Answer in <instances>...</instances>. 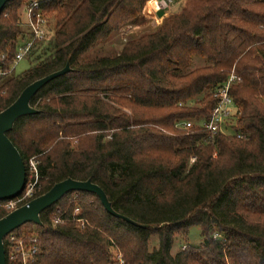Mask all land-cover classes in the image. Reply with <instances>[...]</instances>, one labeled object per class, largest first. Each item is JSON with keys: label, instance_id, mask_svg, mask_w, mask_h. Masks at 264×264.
Segmentation results:
<instances>
[{"label": "trees", "instance_id": "trees-1", "mask_svg": "<svg viewBox=\"0 0 264 264\" xmlns=\"http://www.w3.org/2000/svg\"><path fill=\"white\" fill-rule=\"evenodd\" d=\"M40 2L54 33L26 72L0 82V113L32 83L67 64L70 72L38 92L31 107L39 113L7 134L26 181L32 159L34 199L65 180H90L138 226L108 214L94 194L69 193L41 214L42 226L13 232L37 239L29 264H120L117 255L123 264H264V0H187L121 52L96 58L88 54L114 33L149 20L148 0ZM24 9L13 0L0 16L4 70L25 35ZM195 59L203 65L193 68ZM231 72L240 78L230 91L233 130L244 138L211 139L202 124ZM181 121L195 124L182 131ZM5 204L0 220L10 214ZM193 228L202 244L173 253Z\"/></svg>", "mask_w": 264, "mask_h": 264}, {"label": "built area", "instance_id": "built-area-1", "mask_svg": "<svg viewBox=\"0 0 264 264\" xmlns=\"http://www.w3.org/2000/svg\"><path fill=\"white\" fill-rule=\"evenodd\" d=\"M24 21L22 26L26 29L25 35L19 40L14 62L8 70L0 67V82L12 74H15L17 65L24 60H28L34 53L38 52L44 44L50 40L53 29L50 27V21L47 14L42 9L40 0H24ZM184 0H148L147 9L152 11L151 17L154 21H158L166 10L175 4ZM240 81L235 72H231L228 80L218 86L214 91V97L217 99L216 106L211 113L210 118L205 121L202 126L206 130L209 137L215 138L223 134L225 136H237L243 139V135H236L233 127L239 120L238 107L230 95L232 87ZM193 126L191 121H181L177 123L176 128L182 131L189 130ZM195 162V158L191 160V164ZM39 171L38 163L32 159L29 162V176L26 181V188L22 196L6 202L5 207L11 213L14 210L27 206L32 200L38 186ZM19 204V206H17ZM80 210L75 211V215H79ZM76 223L80 228H84L86 221L84 219H76ZM59 221L56 220L57 224ZM8 257L10 264H29L34 261L38 254L37 239L35 237L20 238L13 233L6 237ZM5 239V240H6ZM120 264H123L121 255H117Z\"/></svg>", "mask_w": 264, "mask_h": 264}, {"label": "water", "instance_id": "water-1", "mask_svg": "<svg viewBox=\"0 0 264 264\" xmlns=\"http://www.w3.org/2000/svg\"><path fill=\"white\" fill-rule=\"evenodd\" d=\"M13 0H0V16ZM70 65L56 73L29 85L19 98L0 113V202H8L19 197L26 188V167L16 146L8 138L16 122L23 117L39 112L31 107L32 99L51 82L68 74ZM86 192L96 195L108 214L138 226L132 220L116 213L105 192L96 184L88 181L68 179L56 184L48 193L32 200L27 206L18 208L0 220V264H6L4 240L7 236L27 224L42 226L41 214L60 202L69 193Z\"/></svg>", "mask_w": 264, "mask_h": 264}, {"label": "rangeland", "instance_id": "rangeland-1", "mask_svg": "<svg viewBox=\"0 0 264 264\" xmlns=\"http://www.w3.org/2000/svg\"><path fill=\"white\" fill-rule=\"evenodd\" d=\"M187 1V0H186ZM186 1H181L171 8L166 10V14H163L158 21H154L153 19L149 18L147 15V4H146V16L149 20L145 22V24H142L140 26H124L121 28L119 31L114 33L106 42L102 43L100 46L95 48L94 50L91 51V53L88 54L89 58H96V57H103L111 54H116L121 52L123 49V46L136 38H139L156 28L160 27L165 20V18L169 17L172 14H175L179 12L183 6L185 5ZM6 17V15H4ZM50 20V19H49ZM51 23V22H50ZM23 22H21L20 27L22 28L23 32L26 31V29L22 26ZM52 24V23H51ZM51 28H53L52 25H50ZM203 60L195 59L193 62V68H196L198 66L203 65ZM32 65V60H24L21 61L16 68L15 74L14 75H21L22 73L26 72L30 66ZM197 103L196 101L194 103H191L195 105ZM128 114H130V111H126ZM193 124H195L193 121H191ZM75 197V196H74ZM19 206V204H17ZM36 226L32 224H27L26 226L20 228V230H35ZM202 237L200 233L199 228H193L190 231L189 238L187 239V242L183 243L181 238L177 239L176 245L173 248V253H177L182 245H188L190 247H199L202 244ZM157 239L153 238L151 241V248L157 246Z\"/></svg>", "mask_w": 264, "mask_h": 264}, {"label": "crops", "instance_id": "crops-1", "mask_svg": "<svg viewBox=\"0 0 264 264\" xmlns=\"http://www.w3.org/2000/svg\"><path fill=\"white\" fill-rule=\"evenodd\" d=\"M147 15L149 18H151L153 16L152 11L150 9H147Z\"/></svg>", "mask_w": 264, "mask_h": 264}]
</instances>
